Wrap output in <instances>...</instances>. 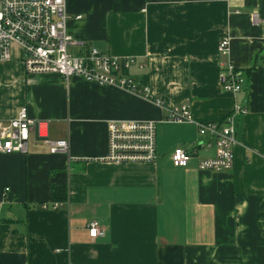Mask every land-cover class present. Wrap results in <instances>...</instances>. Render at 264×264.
I'll list each match as a JSON object with an SVG mask.
<instances>
[{
	"label": "crops",
	"instance_id": "0c3cea01",
	"mask_svg": "<svg viewBox=\"0 0 264 264\" xmlns=\"http://www.w3.org/2000/svg\"><path fill=\"white\" fill-rule=\"evenodd\" d=\"M65 3L72 38L136 58L143 66L130 74L150 97L188 104L193 121L231 115L233 165L198 169L214 155L213 138L198 135L195 122L164 121L150 99L79 77L26 75L14 45L0 63V119L25 105L68 153H50L31 135L25 154H0V264H264V0ZM226 34L228 55L217 50ZM227 59L244 79L235 94L218 81ZM110 120L154 121L155 159L100 160ZM176 147L191 152L185 167L171 164ZM54 184L67 190L56 208ZM92 220L102 237L90 238Z\"/></svg>",
	"mask_w": 264,
	"mask_h": 264
},
{
	"label": "built area",
	"instance_id": "2783aa9c",
	"mask_svg": "<svg viewBox=\"0 0 264 264\" xmlns=\"http://www.w3.org/2000/svg\"><path fill=\"white\" fill-rule=\"evenodd\" d=\"M65 0H0V63L12 58V47L19 48L26 75L56 74L64 81L79 77L100 86H115L152 100L165 111L163 120L173 123L195 122L200 136L213 138V157L202 159L198 169L213 172L230 170L233 165V147L236 143L235 127L231 115L220 121H193L189 105H165L149 95V86L136 80L130 69L142 67L131 56H115L101 52L94 46L77 41L67 32ZM252 16L251 23L258 24ZM264 22V20H263ZM230 38L222 35L217 50L228 55ZM218 81L222 90L235 94L244 79L236 66L227 59L219 64ZM236 107V112H244ZM45 138L50 153H68L64 139H49L47 124L29 116L27 107L21 105L9 120L0 119V154H25L31 135ZM195 144V143H194ZM156 157L155 123L151 120H110L106 123V153L100 159L110 163H145ZM174 167H185L191 152L180 147L170 153ZM61 203L54 202L53 208ZM44 208V206H42ZM90 238L102 237L100 223L92 220L87 225Z\"/></svg>",
	"mask_w": 264,
	"mask_h": 264
},
{
	"label": "trees",
	"instance_id": "16d2710c",
	"mask_svg": "<svg viewBox=\"0 0 264 264\" xmlns=\"http://www.w3.org/2000/svg\"><path fill=\"white\" fill-rule=\"evenodd\" d=\"M67 190L64 184H54L50 189V200L63 203L66 200Z\"/></svg>",
	"mask_w": 264,
	"mask_h": 264
},
{
	"label": "water",
	"instance_id": "95a60500",
	"mask_svg": "<svg viewBox=\"0 0 264 264\" xmlns=\"http://www.w3.org/2000/svg\"><path fill=\"white\" fill-rule=\"evenodd\" d=\"M34 139H35V140H38V141H42V140H44L45 138L38 137V136L36 135V132H35V133H34Z\"/></svg>",
	"mask_w": 264,
	"mask_h": 264
},
{
	"label": "rangeland",
	"instance_id": "374dc122",
	"mask_svg": "<svg viewBox=\"0 0 264 264\" xmlns=\"http://www.w3.org/2000/svg\"><path fill=\"white\" fill-rule=\"evenodd\" d=\"M21 51L19 50V53H20ZM12 55H13V52H12Z\"/></svg>",
	"mask_w": 264,
	"mask_h": 264
}]
</instances>
